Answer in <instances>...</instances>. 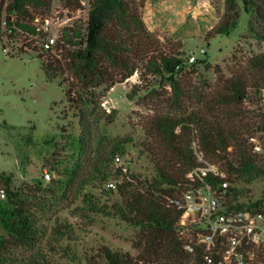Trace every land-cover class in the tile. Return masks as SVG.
Here are the masks:
<instances>
[{"label":"trees","instance_id":"obj_1","mask_svg":"<svg viewBox=\"0 0 264 264\" xmlns=\"http://www.w3.org/2000/svg\"><path fill=\"white\" fill-rule=\"evenodd\" d=\"M5 10L16 16V26L25 32L41 34L30 25L36 17L44 18L53 0H7ZM68 10L83 9L80 0H60ZM5 0L0 1L3 8ZM145 0H89L87 16L65 26L49 49H40L38 59L49 80L61 79L65 98L79 117L78 137L81 151L91 154L88 162H77L64 183V198L79 196L90 213H104L140 229L133 243L138 252L131 255L107 246L77 250L79 237L73 223L55 219L48 230L43 220L53 211L48 194L55 191L40 184L15 188L10 175H0V185L6 197L0 199V264H55L61 259L70 264H205L198 250L187 253L183 237L178 232L180 213L172 200L189 180L188 173L197 166L194 145L205 157L219 163L231 184L228 188L232 207L237 210L264 208V199L240 200L244 190L236 184H250L264 177V155L254 151L250 139L255 132L264 133V110L257 112L253 134L248 128L227 125L216 120L213 113L195 110L185 105L188 92L180 78L185 69L183 43H162L150 31L142 18ZM249 15V29L264 41V0H224L218 22L206 33L208 40L215 35H228L236 27L241 13ZM138 72L165 82L172 89L174 113L153 115L147 128L157 134L168 156L159 151L155 160V174L140 184L120 169H113L114 157L126 152L129 139L113 142L109 149L94 150L91 140L95 128L104 121L112 123L116 110L106 112L101 107V92L122 83ZM66 83V85H64ZM210 101L222 106H235L252 100L264 91V51L250 56L246 69L218 77ZM133 89L139 87L138 84ZM101 89V91H99ZM151 149H153L151 147ZM59 183V181H56ZM115 182L116 188L108 186ZM88 185L105 187L107 197L118 194L120 202L110 208L83 193ZM234 202V204H232ZM66 242V245L64 244Z\"/></svg>","mask_w":264,"mask_h":264},{"label":"rangeland","instance_id":"obj_2","mask_svg":"<svg viewBox=\"0 0 264 264\" xmlns=\"http://www.w3.org/2000/svg\"><path fill=\"white\" fill-rule=\"evenodd\" d=\"M80 1L83 9L73 11L60 0H53L51 10L44 16L49 22L40 19L30 25L36 31V27L39 31L47 27L48 33L57 37L63 27L86 18L89 0ZM223 1L145 0L141 13L147 28L162 43H183V57L187 60L180 81L189 95L184 99L185 105L213 113L216 120L227 125L247 127L253 134L257 112L264 110V91L235 106L210 101L213 89L219 87L220 75L229 77L233 72L245 70L247 59L264 51V41L250 31L249 15L244 12L230 34L205 38L223 12ZM7 2L0 8V175H10L15 188L50 186L56 193L47 196L53 203V211L46 214L43 224L50 230L55 219L73 223L80 239L77 250L104 245L136 255L138 250L133 243L139 228L117 216L88 212L81 196L71 204L68 192L65 194L69 199L64 198L65 186L61 181H68L77 162L86 163L92 156L80 149L78 113L67 103L64 88L59 85L61 79L49 80L41 68L38 57L46 36L19 29L16 16L5 10ZM64 9L68 12H63ZM192 55L195 59L191 62ZM135 84L139 87L133 89ZM171 98L172 89L165 82L150 76L144 80L138 72L101 92L102 109L107 113L116 110L117 116L112 123L101 121L95 128L93 149L102 151L118 139H129L125 154L116 155L119 160L114 157L113 169L133 175L135 182L144 184L155 174V160L160 155L157 153L161 151L168 156L160 137L147 128V121L153 115L174 113ZM250 142L254 151L264 155L263 132H255ZM44 170L52 172L49 181L42 179ZM105 187L88 185L83 193H90L94 201L110 208L121 197L118 194L107 197ZM236 187L244 190L240 200L264 199V177L250 184L239 182ZM50 261L55 264L54 255ZM59 263L70 264L64 259Z\"/></svg>","mask_w":264,"mask_h":264},{"label":"built area","instance_id":"obj_3","mask_svg":"<svg viewBox=\"0 0 264 264\" xmlns=\"http://www.w3.org/2000/svg\"><path fill=\"white\" fill-rule=\"evenodd\" d=\"M39 20L36 17L33 23ZM41 20L49 22L48 18ZM44 30L46 37L41 48L49 49L57 37L48 33L47 27ZM194 59L192 55L190 61ZM194 154L197 166L187 175L189 183L172 200L180 213L178 232L183 237L184 250L189 254L200 250L205 264H264V208L237 210L232 207L228 202L231 184L226 171L219 163L209 161L196 145ZM51 178L52 172L44 170L42 179ZM108 186L116 188L115 182ZM5 197V188L0 185V199Z\"/></svg>","mask_w":264,"mask_h":264}]
</instances>
